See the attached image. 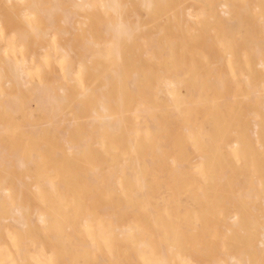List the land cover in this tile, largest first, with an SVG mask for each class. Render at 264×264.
Masks as SVG:
<instances>
[{
    "label": "bare ground",
    "instance_id": "obj_1",
    "mask_svg": "<svg viewBox=\"0 0 264 264\" xmlns=\"http://www.w3.org/2000/svg\"><path fill=\"white\" fill-rule=\"evenodd\" d=\"M0 264H264V0H0Z\"/></svg>",
    "mask_w": 264,
    "mask_h": 264
}]
</instances>
